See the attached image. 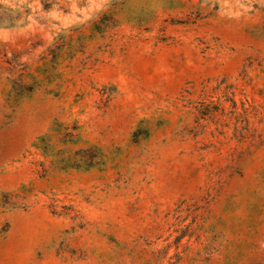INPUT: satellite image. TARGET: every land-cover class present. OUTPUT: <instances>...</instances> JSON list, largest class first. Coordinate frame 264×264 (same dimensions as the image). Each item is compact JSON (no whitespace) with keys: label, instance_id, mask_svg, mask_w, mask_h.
<instances>
[{"label":"rangeland","instance_id":"374dc122","mask_svg":"<svg viewBox=\"0 0 264 264\" xmlns=\"http://www.w3.org/2000/svg\"><path fill=\"white\" fill-rule=\"evenodd\" d=\"M0 264H264V0H0Z\"/></svg>","mask_w":264,"mask_h":264}]
</instances>
